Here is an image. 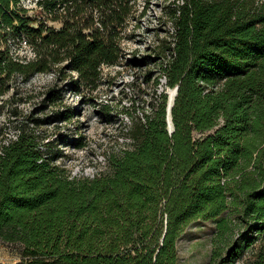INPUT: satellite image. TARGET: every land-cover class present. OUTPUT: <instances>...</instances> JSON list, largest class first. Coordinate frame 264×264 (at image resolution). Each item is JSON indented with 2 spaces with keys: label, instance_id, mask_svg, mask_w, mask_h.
Instances as JSON below:
<instances>
[{
  "label": "trees",
  "instance_id": "1",
  "mask_svg": "<svg viewBox=\"0 0 264 264\" xmlns=\"http://www.w3.org/2000/svg\"><path fill=\"white\" fill-rule=\"evenodd\" d=\"M151 3L37 0L30 13L0 0V96L40 74L77 72L73 86L96 89ZM168 8L175 31L157 58L179 87L173 132L158 77L155 97L133 104V146L110 156L108 173L71 176L27 130L1 147L0 242L19 246L14 264H179L194 223L217 221L225 235L231 215L238 237L215 245L213 264H264V0Z\"/></svg>",
  "mask_w": 264,
  "mask_h": 264
},
{
  "label": "rangeland",
  "instance_id": "2",
  "mask_svg": "<svg viewBox=\"0 0 264 264\" xmlns=\"http://www.w3.org/2000/svg\"><path fill=\"white\" fill-rule=\"evenodd\" d=\"M36 1L23 0L30 13L36 11ZM180 1L151 0L145 21L136 28V37L125 43L120 64L104 68L96 89L73 86L77 72L59 77L58 73L40 74L28 81L19 78L16 90L0 96V151L27 130L40 137L44 151L54 154V164L71 176L94 178L110 172V156H120L123 149L133 146L130 129L134 117L142 113L139 108L134 111L133 104L141 107L155 97V85L161 76L157 48L163 41L172 40L174 25L168 7ZM19 52L32 55L28 46ZM162 85L159 92L165 88ZM54 88L59 90L56 98L49 95ZM224 216H230V212ZM232 217L231 229L225 235L217 221L194 223L180 241L179 264H213L215 245H227L238 237L241 222ZM0 252L2 264H14L22 257L18 245L0 242Z\"/></svg>",
  "mask_w": 264,
  "mask_h": 264
},
{
  "label": "built area",
  "instance_id": "3",
  "mask_svg": "<svg viewBox=\"0 0 264 264\" xmlns=\"http://www.w3.org/2000/svg\"><path fill=\"white\" fill-rule=\"evenodd\" d=\"M174 31H175V29H174V26H173V33H174ZM159 79H160V83L158 85L159 91H160V87L163 86L162 83L165 84V88L161 91V92H163L166 89V87H167L168 78H167V76L165 74H161V76L159 77ZM171 90L174 91V98L173 99H172V91ZM178 90H179V87L178 86L177 87H174V88L167 87V90H166L167 93H169V115H168V124H169V130H170V132H173L174 129H175V126H174V124L172 122V116L171 115H172V108L174 106V103H175V100H176V96L178 94ZM170 91H171V93H170ZM161 92H159V93H161Z\"/></svg>",
  "mask_w": 264,
  "mask_h": 264
},
{
  "label": "crops",
  "instance_id": "4",
  "mask_svg": "<svg viewBox=\"0 0 264 264\" xmlns=\"http://www.w3.org/2000/svg\"><path fill=\"white\" fill-rule=\"evenodd\" d=\"M1 260H2V253L0 252V264H2Z\"/></svg>",
  "mask_w": 264,
  "mask_h": 264
},
{
  "label": "bare ground",
  "instance_id": "5",
  "mask_svg": "<svg viewBox=\"0 0 264 264\" xmlns=\"http://www.w3.org/2000/svg\"><path fill=\"white\" fill-rule=\"evenodd\" d=\"M174 98V91H172V99Z\"/></svg>",
  "mask_w": 264,
  "mask_h": 264
},
{
  "label": "water",
  "instance_id": "6",
  "mask_svg": "<svg viewBox=\"0 0 264 264\" xmlns=\"http://www.w3.org/2000/svg\"><path fill=\"white\" fill-rule=\"evenodd\" d=\"M172 116V115H171ZM172 122H173V117H172ZM173 124H174V122H173Z\"/></svg>",
  "mask_w": 264,
  "mask_h": 264
}]
</instances>
